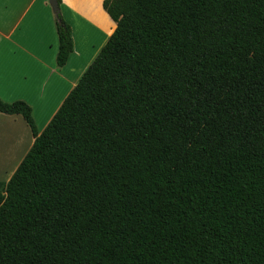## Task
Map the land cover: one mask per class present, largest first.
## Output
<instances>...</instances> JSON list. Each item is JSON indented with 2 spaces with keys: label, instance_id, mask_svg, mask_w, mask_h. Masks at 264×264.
I'll return each instance as SVG.
<instances>
[{
  "label": "trees",
  "instance_id": "trees-1",
  "mask_svg": "<svg viewBox=\"0 0 264 264\" xmlns=\"http://www.w3.org/2000/svg\"><path fill=\"white\" fill-rule=\"evenodd\" d=\"M102 7L116 29L41 133L0 99L33 138L0 183V264H264V0Z\"/></svg>",
  "mask_w": 264,
  "mask_h": 264
},
{
  "label": "crops",
  "instance_id": "crops-1",
  "mask_svg": "<svg viewBox=\"0 0 264 264\" xmlns=\"http://www.w3.org/2000/svg\"><path fill=\"white\" fill-rule=\"evenodd\" d=\"M104 1L61 0L60 17L71 30L73 53L58 69L56 17L47 0H0V99L41 110L45 121L39 133L116 29L103 10ZM22 123L20 116L0 114V131L22 128ZM30 141L28 150L32 137Z\"/></svg>",
  "mask_w": 264,
  "mask_h": 264
},
{
  "label": "rangeland",
  "instance_id": "rangeland-1",
  "mask_svg": "<svg viewBox=\"0 0 264 264\" xmlns=\"http://www.w3.org/2000/svg\"><path fill=\"white\" fill-rule=\"evenodd\" d=\"M97 18L99 21L102 20L98 13ZM97 43L99 44L100 42ZM33 112V118H35L39 131L45 119L40 115L41 110L33 108ZM27 128L26 124L22 123V128H9V131L6 132L0 131V183L5 184L9 181L28 151L27 147L31 144V133H29L30 137H28L25 131L28 130Z\"/></svg>",
  "mask_w": 264,
  "mask_h": 264
},
{
  "label": "water",
  "instance_id": "water-1",
  "mask_svg": "<svg viewBox=\"0 0 264 264\" xmlns=\"http://www.w3.org/2000/svg\"><path fill=\"white\" fill-rule=\"evenodd\" d=\"M52 12H53V15L58 18L60 16V8L57 4V1L56 0H47Z\"/></svg>",
  "mask_w": 264,
  "mask_h": 264
},
{
  "label": "bare ground",
  "instance_id": "bare-ground-1",
  "mask_svg": "<svg viewBox=\"0 0 264 264\" xmlns=\"http://www.w3.org/2000/svg\"><path fill=\"white\" fill-rule=\"evenodd\" d=\"M20 154V153H19Z\"/></svg>",
  "mask_w": 264,
  "mask_h": 264
}]
</instances>
